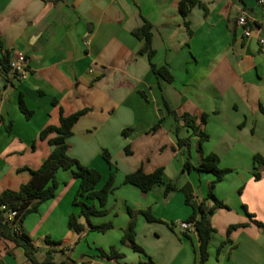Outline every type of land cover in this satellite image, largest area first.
<instances>
[{
    "label": "crops",
    "instance_id": "1",
    "mask_svg": "<svg viewBox=\"0 0 264 264\" xmlns=\"http://www.w3.org/2000/svg\"><path fill=\"white\" fill-rule=\"evenodd\" d=\"M181 1L0 0V58L8 52L10 59L18 53L29 59L25 81L11 72L0 75V195L19 191L49 157L55 135L40 136L59 126L60 109L66 115L88 110L68 140L69 155L101 173L97 189L115 171L107 213L90 219L113 228H87L81 236L68 228L70 216L79 213L74 197L80 181L71 171L58 172L56 197L19 226L40 263L52 251L54 264H201L194 227L186 231L180 224L193 213L187 197L192 204L205 200L215 176L183 169L187 159L194 167L201 161L198 137L172 111L196 117L197 124L207 116L203 153L230 170L213 189L228 208L211 219L215 232L205 264H264V228L252 222L264 224V168L254 161L264 160V0H197L184 11ZM241 16L250 37L237 25ZM145 22L152 25L151 61L140 53L144 41L133 35ZM151 64L167 68L173 81L157 76ZM21 99L33 112L30 119L20 111ZM188 138L190 145L179 147V139ZM138 169H163V182L148 193L126 185ZM169 183L177 189L166 195ZM146 210L161 222H148ZM131 211L142 253L122 244ZM236 225L246 226L228 234ZM113 247L124 259L101 256ZM0 264L31 263L23 248L0 238Z\"/></svg>",
    "mask_w": 264,
    "mask_h": 264
},
{
    "label": "trees",
    "instance_id": "2",
    "mask_svg": "<svg viewBox=\"0 0 264 264\" xmlns=\"http://www.w3.org/2000/svg\"><path fill=\"white\" fill-rule=\"evenodd\" d=\"M55 1V0H44ZM197 0H183L180 2V8L182 11L186 9L189 4L190 7L195 5ZM133 35L138 39L144 41V45L140 53L147 54L151 61L155 52L152 49V25L149 22L133 32ZM10 57L9 53L5 52L0 58V75L7 77L10 71ZM153 72L171 83L173 77L167 68H157L151 64ZM57 105L55 101L53 103ZM20 111L23 115L30 119L33 116L25 105L24 101L20 100ZM88 110H82L72 115H66L63 109H60L59 126H50L43 130L41 133V139L46 140L50 135H55L54 138L49 140L50 146L53 148L49 157L44 161L42 166L36 171H30V180L23 184L19 191L6 190L0 195V238L9 240L21 247L25 251V255L31 264H54L52 254L48 252L47 258L43 263L37 260L38 249L34 245L33 240L19 229L25 220V218L38 211L40 205L53 200L59 189L57 182V174L59 171H71L73 176L80 181L79 190L76 193L74 204L79 208L78 215H71L69 218L68 228L71 232L81 236L87 228L91 231H97L100 233H106L113 228L111 223L102 224L100 226H94L91 223L92 217H100L107 213L104 207L107 204L109 196L115 191V171L110 174L107 183L101 189H97L98 185L102 181V175L99 171L93 168L82 165L77 159L72 158L69 155V138L73 135V129L79 122L82 116H84ZM174 115L177 122H184L185 126L192 130V135L198 137V151L201 154V161L197 167H194L189 160L184 165V170H195L199 173H210L215 176V180L210 184L209 194L207 198L198 204H192L190 197H187L186 202L192 207L193 213L189 218V224L193 225L195 232L199 238V254L201 264H205L208 260V248L212 239V235L215 229L212 226L211 219L218 209H227L228 207L220 201L213 193L215 185L222 181V179L230 173V170L219 169V158L214 154L204 155L202 145L208 141L209 136L201 129L207 122V116L203 115L200 123L197 124V118L185 114L178 117L174 112L170 111ZM2 120V117H0ZM160 127V123L153 127L152 131H156ZM180 127L177 128V131ZM178 133V132H177ZM128 130L123 132L124 136H127ZM179 147L190 145V138L179 139ZM105 161L112 167L111 158L108 153H104ZM255 163L261 168H264V160L260 156H255ZM163 169H158L152 174H146L143 169H138L136 172L126 176L124 183L126 185H132L139 188L143 193H148L156 185L163 182ZM261 175L255 173V179L260 180ZM177 188L169 183L166 186L165 194L175 191ZM90 201L92 203H87ZM98 202L99 208L94 204ZM207 202L213 203L210 207ZM12 212H17V217L14 220H10L9 215ZM148 222H161L155 218L150 210L141 212ZM131 221L128 229L125 231L122 238V244H130L137 252L143 251L135 244V213L130 212ZM252 220L253 216L248 214ZM84 219L86 225L79 222L80 219ZM252 222L258 227L264 228V224L255 220ZM246 225L231 226L228 230L230 234L233 230L244 227ZM51 246L59 245L57 242L46 240ZM101 256L112 260H122L124 255L120 254L115 247L111 248L110 253L107 254L101 251Z\"/></svg>",
    "mask_w": 264,
    "mask_h": 264
},
{
    "label": "built area",
    "instance_id": "3",
    "mask_svg": "<svg viewBox=\"0 0 264 264\" xmlns=\"http://www.w3.org/2000/svg\"><path fill=\"white\" fill-rule=\"evenodd\" d=\"M237 25L244 30L245 37L251 36V30L248 26V22L245 18V16L239 17L237 21ZM29 59L26 55L22 53L15 54L13 58L10 60V71L13 76L16 77L19 81H25L28 78L29 75ZM0 86H1V78H0ZM17 217V212H12L9 215L10 220H14ZM180 228L182 230L189 231L193 229V225L182 222L180 224Z\"/></svg>",
    "mask_w": 264,
    "mask_h": 264
},
{
    "label": "rangeland",
    "instance_id": "4",
    "mask_svg": "<svg viewBox=\"0 0 264 264\" xmlns=\"http://www.w3.org/2000/svg\"><path fill=\"white\" fill-rule=\"evenodd\" d=\"M197 151H198V146H197ZM188 160V159H187ZM198 185H199V183H198ZM74 199H75V197H74ZM40 254H43V250H40V252H39Z\"/></svg>",
    "mask_w": 264,
    "mask_h": 264
}]
</instances>
